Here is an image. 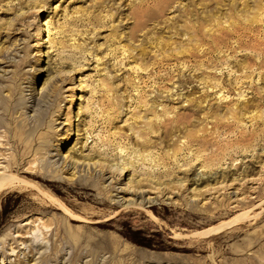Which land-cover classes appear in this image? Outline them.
Returning a JSON list of instances; mask_svg holds the SVG:
<instances>
[{
  "label": "rangeland",
  "instance_id": "1",
  "mask_svg": "<svg viewBox=\"0 0 264 264\" xmlns=\"http://www.w3.org/2000/svg\"><path fill=\"white\" fill-rule=\"evenodd\" d=\"M0 98V264H264V0H0Z\"/></svg>",
  "mask_w": 264,
  "mask_h": 264
},
{
  "label": "bare ground",
  "instance_id": "2",
  "mask_svg": "<svg viewBox=\"0 0 264 264\" xmlns=\"http://www.w3.org/2000/svg\"><path fill=\"white\" fill-rule=\"evenodd\" d=\"M252 21L253 20H251V23H252ZM225 29L228 32V34L227 35L222 34L221 37H220L221 40L222 39H228L231 36V34L233 35V37L237 36L238 39H239V38L242 37V35H246V34L247 35H251V34H254L256 32V29H253L252 27L242 28L240 25H237L235 23L230 24V26L228 28H225ZM205 32H207V31L205 30ZM164 82H166V85H167V84L172 82V79L161 80V83H164ZM188 82H189L188 80L180 81L179 79H177L176 81H173L172 83L173 84L178 83L179 85H181V84H188ZM211 82H212V80H209L207 78L206 79L202 78L200 80V83L205 85V86L211 85ZM215 83H217V82L214 81V83H213L214 86H221V83H217V85H215ZM1 89H6V87H4V88L2 87ZM45 99H46L45 97H41L40 100H35V99L33 100L32 98H29V99L25 100V105H23L22 107H23V109L24 108L25 109H29V108H32V107L39 108V110L41 109L39 114H41L43 111L46 110L45 108H46L47 103H46ZM9 101H8V104H7V101H4L3 99L0 98V110L2 109V111H4V112H6V111H11V112L15 111L16 112V111L21 109L20 107H18L17 103L12 102V101H10V103H9ZM147 111L151 112L152 109L151 108L147 109ZM234 116L235 115L232 112V115H231V119L232 120L235 119ZM33 118H34L33 116L28 118V119H30L29 120V126H31V123H33L32 126H35L37 124V122H39V120H41V115L37 116L36 120H33ZM154 119L157 120L158 117L154 115ZM222 128H226V127L224 126ZM196 134H198V133H196ZM195 138H196L195 142H199V141L203 142L202 140H204L203 134H201L200 137H195ZM177 151L172 152L171 156L175 157L177 155ZM140 199H141L140 203L137 204L138 207H144L145 205H149L150 207H153L152 206V204L154 203L153 201L143 200L142 197H140ZM237 221H239V223L234 226L235 228L238 227V226H243L244 227L245 224L247 223V222H242L240 219H238ZM205 235H208V233H206ZM106 243H112V247L110 249V253H123L126 258L131 257V256L132 257H139V254H138V253H140L139 251L133 250V249L128 248V247H121L120 248L119 247V242H116L115 240L112 241V242H109V241L106 240ZM22 245L25 247V249H29V251L32 254H34V256H37L36 261L39 260V259L41 260L42 257L45 256L47 254V252H48L47 247L45 245H43L37 239L32 241V242H30V243H28V244H22ZM66 249H67V245H62V247H61L62 253H64L63 254L64 256L66 255V258L68 256V260L64 259L66 262H62L64 260H61L60 261L61 264H67L68 261L70 260V258L73 257V254H71L73 252H71L70 250L67 251ZM82 253H87V252H82ZM89 253H91V252L89 251ZM105 261H106L105 259L101 258L100 261L98 262V264H105ZM2 262H3V260H1V263ZM39 262H41V261H39ZM39 262H36V264L39 263ZM250 263L254 264V261L251 258H250Z\"/></svg>",
  "mask_w": 264,
  "mask_h": 264
}]
</instances>
